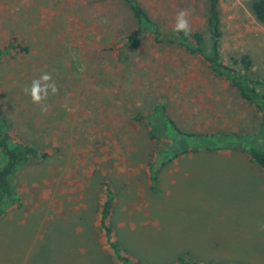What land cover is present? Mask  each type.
<instances>
[{"label": "rangeland", "instance_id": "rangeland-1", "mask_svg": "<svg viewBox=\"0 0 264 264\" xmlns=\"http://www.w3.org/2000/svg\"><path fill=\"white\" fill-rule=\"evenodd\" d=\"M256 1L222 0L221 55L232 65L249 54L264 92ZM139 2L164 37L177 38L182 9L192 31L208 36V0ZM134 27L123 0H0V44L17 36L31 50L0 63V114L14 135L51 152L15 176L23 206L0 220V264H123L99 224L105 181L117 193L118 240L150 264L174 262L189 238L200 236L196 257L203 249L205 260L217 263L264 264V176L249 157L229 150L183 154L161 169L151 190L155 144L146 122L135 120L164 102L185 131L246 135L256 131V111L198 58L151 35L119 58L122 37ZM43 73L60 89L49 96L47 114L24 92ZM197 215L200 230L186 232Z\"/></svg>", "mask_w": 264, "mask_h": 264}, {"label": "trees", "instance_id": "trees-1", "mask_svg": "<svg viewBox=\"0 0 264 264\" xmlns=\"http://www.w3.org/2000/svg\"><path fill=\"white\" fill-rule=\"evenodd\" d=\"M130 8L135 22L131 34L122 37L124 45L118 52L119 58L127 53H136L142 39L151 35L157 43H168L181 47L202 61L211 74L226 81L235 89L240 97L250 104L258 115L256 131L242 134L239 131H216L199 134L182 129L171 118L167 111V103L154 105L152 115L137 114L136 121L146 122L149 137L155 144L154 161L149 164L150 189L154 190L158 173L175 159L187 153L236 151L249 157L250 162L264 176V92L263 83L254 77V61L249 54L234 59L232 65L222 61V0H208L207 35L201 31H192L190 37L183 33H175L177 38L164 37L159 25L153 20L139 0H123ZM252 13L256 21L264 24V0H257L252 5ZM115 45V47H119ZM115 48L111 49L114 51ZM127 50V51H126ZM30 46L17 36H11L5 44H0V63L11 60L16 55H28ZM74 53V52H71ZM73 55V54H72ZM74 67L79 61L72 59ZM214 142V144H212ZM51 158V152L41 149L14 135L6 115L0 114V220L13 209H21L22 195L14 182L15 176L33 163H41ZM105 194L100 206V226L105 241L113 249L117 260L123 264H150L144 258L129 253L117 238L113 223L117 193L110 181L103 182ZM169 264H223L214 260H201L184 252Z\"/></svg>", "mask_w": 264, "mask_h": 264}, {"label": "clouds", "instance_id": "clouds-1", "mask_svg": "<svg viewBox=\"0 0 264 264\" xmlns=\"http://www.w3.org/2000/svg\"><path fill=\"white\" fill-rule=\"evenodd\" d=\"M175 33H183L185 37L192 35V25L190 23V13L186 10H179L175 16ZM60 89L55 83L50 73H43L38 79H33L30 85L24 87L25 94L29 95L32 103L40 107L43 114L49 111V105L46 103L49 96L59 94ZM260 230L264 231V222L260 225Z\"/></svg>", "mask_w": 264, "mask_h": 264}, {"label": "crops", "instance_id": "crops-1", "mask_svg": "<svg viewBox=\"0 0 264 264\" xmlns=\"http://www.w3.org/2000/svg\"><path fill=\"white\" fill-rule=\"evenodd\" d=\"M257 169V168H256ZM202 218H200L199 215H197L196 217H194L193 219V222L192 224H187V227H186V232H187V229H190V226H192L193 228L191 230L193 231H199L200 228H201V225H200V221H201ZM189 238V237H188ZM204 240L207 242L209 241V234H207L204 238ZM188 244H190V247L189 249H186V250H183L182 252H190V254L197 258V259H207V256L204 254L203 252V249L200 253V255H198L197 257L194 256V253L195 251L199 250L200 247L202 246V240H201V236L197 239V240H194L193 237L189 238V242Z\"/></svg>", "mask_w": 264, "mask_h": 264}]
</instances>
